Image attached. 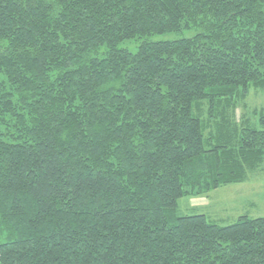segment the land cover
I'll list each match as a JSON object with an SVG mask.
<instances>
[{
  "label": "trees",
  "instance_id": "obj_1",
  "mask_svg": "<svg viewBox=\"0 0 264 264\" xmlns=\"http://www.w3.org/2000/svg\"><path fill=\"white\" fill-rule=\"evenodd\" d=\"M250 87L264 0H0V264H264V217L177 213L261 164Z\"/></svg>",
  "mask_w": 264,
  "mask_h": 264
},
{
  "label": "rangeland",
  "instance_id": "obj_2",
  "mask_svg": "<svg viewBox=\"0 0 264 264\" xmlns=\"http://www.w3.org/2000/svg\"><path fill=\"white\" fill-rule=\"evenodd\" d=\"M192 33H167L153 36L149 40H172ZM136 45V42L129 40L120 43L119 47L134 52ZM262 108L264 87H250L243 105L235 112V118L238 120L243 115V126L261 129L258 117ZM177 213H205L209 219L221 225L233 222L240 215L264 217V157L259 167L251 171L242 182L223 185L206 195L179 198Z\"/></svg>",
  "mask_w": 264,
  "mask_h": 264
},
{
  "label": "crops",
  "instance_id": "obj_3",
  "mask_svg": "<svg viewBox=\"0 0 264 264\" xmlns=\"http://www.w3.org/2000/svg\"><path fill=\"white\" fill-rule=\"evenodd\" d=\"M203 214H205V213H203ZM205 215H207V214H205Z\"/></svg>",
  "mask_w": 264,
  "mask_h": 264
}]
</instances>
